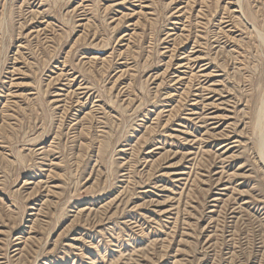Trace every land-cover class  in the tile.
I'll return each mask as SVG.
<instances>
[{"label":"rangeland","instance_id":"374dc122","mask_svg":"<svg viewBox=\"0 0 264 264\" xmlns=\"http://www.w3.org/2000/svg\"><path fill=\"white\" fill-rule=\"evenodd\" d=\"M263 97L264 0H0V264H264Z\"/></svg>","mask_w":264,"mask_h":264},{"label":"bare ground","instance_id":"6f19581e","mask_svg":"<svg viewBox=\"0 0 264 264\" xmlns=\"http://www.w3.org/2000/svg\"><path fill=\"white\" fill-rule=\"evenodd\" d=\"M235 3V2H234ZM260 88V87H259ZM261 89V88H260ZM260 97V96H259ZM262 105L260 107V109L258 110L257 112V115H256V119H255V127L257 129H260L261 126H263V121H264V97L262 98ZM255 114V113H254ZM254 121V120H253ZM254 123V122H253ZM262 129V128H261ZM257 137V136H256ZM264 137V136H263ZM263 138L261 137L260 138V145H259V148H260V152L264 154V145H263ZM260 154V153H259ZM262 154V155H263ZM264 156V155H263ZM263 159V157H262Z\"/></svg>","mask_w":264,"mask_h":264}]
</instances>
